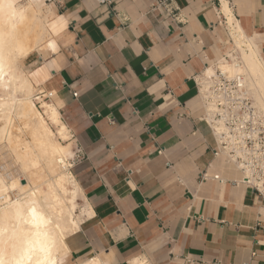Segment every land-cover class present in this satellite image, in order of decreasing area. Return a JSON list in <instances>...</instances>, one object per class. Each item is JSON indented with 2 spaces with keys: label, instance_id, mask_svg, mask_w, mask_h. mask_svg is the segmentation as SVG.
Returning <instances> with one entry per match:
<instances>
[{
  "label": "crops",
  "instance_id": "crops-1",
  "mask_svg": "<svg viewBox=\"0 0 264 264\" xmlns=\"http://www.w3.org/2000/svg\"><path fill=\"white\" fill-rule=\"evenodd\" d=\"M154 1L42 0L50 39L29 65L55 92L91 210L67 256L264 264V203L215 154L194 81L232 49L225 7L264 56V0H171L173 17Z\"/></svg>",
  "mask_w": 264,
  "mask_h": 264
},
{
  "label": "bare ground",
  "instance_id": "bare-ground-1",
  "mask_svg": "<svg viewBox=\"0 0 264 264\" xmlns=\"http://www.w3.org/2000/svg\"><path fill=\"white\" fill-rule=\"evenodd\" d=\"M20 1L15 0V11L17 12L15 40L10 41L5 36L3 42L0 43V54L4 57V73L10 75L9 51L17 46L24 50L17 75L31 86L32 96L31 98L28 96L16 97L19 110L12 113L10 108H5L0 115V174H3L5 168L11 172L12 179L7 180L6 185L9 190L15 183L21 193L27 190L30 200L47 198L59 225H53L58 239L52 249V257L57 261L63 260L65 264L69 252L65 238L79 229L83 216L91 214V210L88 205L82 204L81 190L69 171V160L73 149L67 129L50 100L39 101V107L36 106L35 95L43 90V87L39 86L42 81L37 77L35 69H28L25 65L31 53H39L42 45L50 39L47 27L48 19L54 14L45 5L37 6L38 0H24L23 3H19ZM39 2L42 3V0ZM22 13L26 14L21 19L20 14ZM225 14L229 16L227 22H230L232 38L233 53L229 52V55L232 60L240 62L241 67L238 71L242 74V82L248 94L253 82L259 87L261 80L264 79L261 76L260 67L261 58L264 56L258 45L242 32L237 23L233 25L234 20L226 7ZM8 15L9 10L6 11L4 8L0 10V25H3L5 30L7 29ZM234 64V62L220 63L219 67L230 70ZM210 72L209 68L207 73ZM229 73L232 74L231 71ZM7 84L8 79L0 77V85H2L0 96L3 97L0 99V104L2 105L13 103L7 95ZM254 103L255 101H252V104ZM215 130L217 133L219 128H215ZM9 139L12 141L10 144L8 143ZM219 154L227 161L224 151L221 150ZM8 199L9 195L5 194L4 201ZM11 199L15 202L16 197L13 196ZM27 215L30 216V213ZM11 255L9 249L5 259H9ZM100 258H102L100 255L91 256L86 261L83 259L77 264H93L94 260L99 264ZM139 260L150 264L144 258H139ZM103 264H106L105 260H103Z\"/></svg>",
  "mask_w": 264,
  "mask_h": 264
},
{
  "label": "snow or ice",
  "instance_id": "snow-or-ice-1",
  "mask_svg": "<svg viewBox=\"0 0 264 264\" xmlns=\"http://www.w3.org/2000/svg\"><path fill=\"white\" fill-rule=\"evenodd\" d=\"M5 4L9 5V15L7 29L5 30L3 25H0V43L3 42L5 36L10 41L15 40L16 2L15 0H0V10L4 8ZM37 6L43 7L44 4L38 0ZM24 14L26 13L20 14L21 19ZM48 48L52 54L55 53L56 48L53 44H49ZM41 55L46 54L41 53ZM23 56L24 50L19 46L9 51L8 68L10 75H8L4 73V57L0 54V77L8 79L7 95L13 101L11 105L0 104V115H2L5 108H10L12 113L19 110L16 97L28 96L31 98L32 96L31 86L17 75ZM240 67V62L237 61L230 70L224 69L220 73V79L224 80L225 83H235V81L242 79V74L238 71ZM260 67L261 76L264 77V58H261ZM229 71L232 73L230 77ZM225 77H228V79L225 80ZM0 89H2V85H0ZM0 99H3V97L0 96ZM245 99L244 96L237 98L236 93L228 95L227 90H224L222 98L217 102V107L251 110L255 113L253 122L264 123V79L261 80L259 87L253 82L248 91L247 99L255 101V103L250 106L249 103L245 102ZM216 114L225 117L226 122L229 123L232 122L235 116L234 113L229 114L223 111ZM247 119L252 120V117ZM241 129L244 131L249 130L243 124H241ZM8 143H12L11 139ZM261 159L264 160V155L261 156ZM261 167H264V164H261ZM9 179H12V174L9 169L5 168L3 174H0V264H64L63 260L57 261L52 257V249L58 239L53 225H59L47 198L30 200L27 196V190L21 193L15 183H13L12 189L9 190L6 187ZM5 194L9 195L7 201H4ZM13 196L16 197L15 202L11 199ZM27 213H30V216ZM9 249L12 255L9 259H5ZM132 252H135V250H132ZM91 255L95 256L96 251L94 250ZM86 260L87 257H85ZM93 264H97V262L94 260ZM99 264H103L102 258H100ZM128 264H146V262H141L137 258L136 260H129Z\"/></svg>",
  "mask_w": 264,
  "mask_h": 264
},
{
  "label": "built area",
  "instance_id": "built-area-1",
  "mask_svg": "<svg viewBox=\"0 0 264 264\" xmlns=\"http://www.w3.org/2000/svg\"><path fill=\"white\" fill-rule=\"evenodd\" d=\"M170 2L171 0H155L151 4V8L157 10L161 15L173 17V8ZM227 62L236 63L237 60H232L229 54H225L217 61L207 65L203 72L197 75L201 76L199 78L196 76L194 79L203 107L201 119L207 124L216 141L215 154H219L221 150L224 151L227 161L242 173L241 182L251 188L264 203V167H261V164H264V160L261 159V156L264 155V123H254L255 113L251 110L217 107V102L222 98L224 90H227L228 95L236 93L237 98L244 96L245 102L252 105V101L247 99V92L242 82L243 77L235 83H225L220 79V73L224 69L219 65ZM209 68L211 72L207 73ZM227 79L228 77H225V80ZM54 95L53 91L42 90L36 93L35 102L49 101ZM221 111L235 114L231 123L226 122L225 117L216 114ZM248 117H252V120L247 119ZM241 124L249 130H242ZM215 128H219L217 133ZM214 178L217 179V176Z\"/></svg>",
  "mask_w": 264,
  "mask_h": 264
},
{
  "label": "rangeland",
  "instance_id": "rangeland-1",
  "mask_svg": "<svg viewBox=\"0 0 264 264\" xmlns=\"http://www.w3.org/2000/svg\"><path fill=\"white\" fill-rule=\"evenodd\" d=\"M23 1L24 0H21L19 3H23ZM231 47V45L229 44V46H228V50H227V53L226 54H229V52L230 53H233L232 52V49L230 48ZM33 53H35V52H33ZM33 53H31V54H33ZM234 55V54H233ZM31 56V55H30ZM30 58V57H29ZM27 62H25V65H26V67H28V69H30L31 68V65H29V59L28 60H26ZM27 63V64H26ZM28 65V66H27ZM46 91V90H45ZM44 101V100H43ZM46 101V100H45ZM39 105H40V103H36V106L37 107H39ZM41 110V109H40ZM73 148V147H72ZM69 162H70V160H69ZM68 187H70L69 185H68ZM70 236V235H69ZM68 238V236L65 238V243H66V239ZM67 245V244H66ZM69 248V247H68ZM78 263V259L76 258V259H71V258H68V256L66 257V259H65V264H77Z\"/></svg>",
  "mask_w": 264,
  "mask_h": 264
},
{
  "label": "clouds",
  "instance_id": "clouds-1",
  "mask_svg": "<svg viewBox=\"0 0 264 264\" xmlns=\"http://www.w3.org/2000/svg\"><path fill=\"white\" fill-rule=\"evenodd\" d=\"M4 9L7 11L9 9V5L8 4H5L4 5Z\"/></svg>",
  "mask_w": 264,
  "mask_h": 264
}]
</instances>
